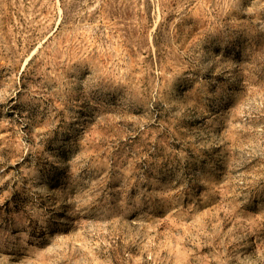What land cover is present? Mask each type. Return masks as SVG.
Instances as JSON below:
<instances>
[{
	"label": "rangeland",
	"instance_id": "374dc122",
	"mask_svg": "<svg viewBox=\"0 0 264 264\" xmlns=\"http://www.w3.org/2000/svg\"><path fill=\"white\" fill-rule=\"evenodd\" d=\"M0 264H264V0H0Z\"/></svg>",
	"mask_w": 264,
	"mask_h": 264
}]
</instances>
